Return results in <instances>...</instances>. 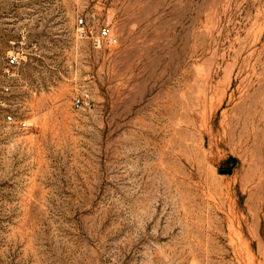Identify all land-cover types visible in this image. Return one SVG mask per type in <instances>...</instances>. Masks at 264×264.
Instances as JSON below:
<instances>
[{"label":"rangeland","instance_id":"1","mask_svg":"<svg viewBox=\"0 0 264 264\" xmlns=\"http://www.w3.org/2000/svg\"><path fill=\"white\" fill-rule=\"evenodd\" d=\"M0 264H264V0H0Z\"/></svg>","mask_w":264,"mask_h":264},{"label":"built area","instance_id":"2","mask_svg":"<svg viewBox=\"0 0 264 264\" xmlns=\"http://www.w3.org/2000/svg\"><path fill=\"white\" fill-rule=\"evenodd\" d=\"M83 24H84V19L83 18L78 19L77 26L78 27H82ZM81 30H82L81 35H83L84 34V29L81 28ZM100 36H101V38H104V39L108 40L109 43H115L116 42V39L112 37L111 32H110L109 28H107V27H103L101 29ZM19 60H20L19 55L15 54V53H12L8 57L7 66L9 68H14V67H16L19 64ZM5 90L8 91L9 89L6 88ZM74 105L77 108L81 107L82 106V99L77 97L74 100ZM7 119L9 121H13L14 120L12 115H8ZM20 127L21 128H27V127H29V124H28L27 121H20Z\"/></svg>","mask_w":264,"mask_h":264},{"label":"water","instance_id":"3","mask_svg":"<svg viewBox=\"0 0 264 264\" xmlns=\"http://www.w3.org/2000/svg\"><path fill=\"white\" fill-rule=\"evenodd\" d=\"M221 172H222V173H226L227 171H225V170H222ZM229 172H230V171H229Z\"/></svg>","mask_w":264,"mask_h":264}]
</instances>
